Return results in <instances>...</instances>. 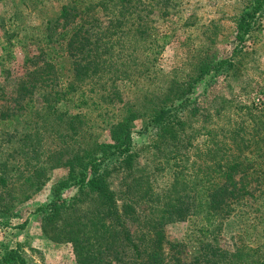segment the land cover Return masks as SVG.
<instances>
[{"label":"trees","instance_id":"1","mask_svg":"<svg viewBox=\"0 0 264 264\" xmlns=\"http://www.w3.org/2000/svg\"><path fill=\"white\" fill-rule=\"evenodd\" d=\"M177 3L65 0L55 18L23 34L35 48L27 49L22 74L13 78V110L0 123L21 118L25 131L13 132L7 141L17 137L23 149L19 153L27 157L24 182L30 188L43 185L48 164L64 171L49 188L51 199L39 208V216L43 231L70 246L75 264H101L106 251L108 264H264V244L250 246L238 238L229 247L221 241L225 224L234 217L254 229L262 225L264 232L263 93L248 104L225 102L233 108L230 118L201 128V147L183 141L186 116L196 113L188 109L195 104L197 85L209 86L237 71L246 52L242 44L264 0H254L235 21L228 57H199L194 78L183 88L161 94L146 115L138 134L162 155L169 173L166 187L155 193L149 185L144 188L141 175L135 176L138 154L130 122L140 114L127 108L118 84L149 81L158 73L157 62L171 37L163 25L175 15ZM15 35L5 43L10 45ZM8 59L0 57V63ZM99 127L107 131V141L89 139V130ZM46 130L56 140L72 131V148L47 146ZM187 147H193L191 160L179 153ZM6 165H0L1 174ZM9 170L21 173L18 164ZM117 172L124 174L125 182L130 177L123 198L109 186ZM68 188H75L76 194L61 198L60 192ZM83 197L89 200L85 207L79 206ZM81 209H86L84 216L71 214ZM178 222L187 224L185 238L167 241L164 227ZM4 261L35 264L17 250L9 251Z\"/></svg>","mask_w":264,"mask_h":264},{"label":"rangeland","instance_id":"2","mask_svg":"<svg viewBox=\"0 0 264 264\" xmlns=\"http://www.w3.org/2000/svg\"><path fill=\"white\" fill-rule=\"evenodd\" d=\"M253 1L178 0L175 15L169 16L168 22L163 25V28L170 31L171 37L157 62L158 73L149 81L118 84L127 108L140 114L130 122V126L133 131L132 142L138 154L136 162L139 172L135 176H142L144 188L149 185L153 192L159 193L169 182V173L163 168L162 155L148 148L147 140L138 134L146 122V115L159 103L161 99L157 102L156 99L161 94L170 88H183L194 78L195 64L199 57H207V60L213 61L229 56L234 45L235 21L248 10ZM63 2L65 0H40L38 3L37 0H0V57L9 58L8 61L0 63V119L5 120L11 116L13 109L9 107L10 99L13 98L15 89L13 78L22 74L27 49L35 48L29 46L28 41L23 38L25 30L43 24L45 19L55 18ZM14 33L17 35L10 37V45L5 43V39ZM242 46L246 52L241 57L237 71L230 72L228 76H220L209 86L207 83L197 85L195 104L188 109L189 112L195 109L196 113L194 116H186L187 128L183 139L185 146L189 140L193 147H201L205 140L200 132L201 128L222 124L230 118L233 108L227 107L225 102L248 104L259 93L264 95V4L256 14L250 36ZM6 70L9 71L7 78ZM217 111H220L218 115ZM69 112L75 113L74 110ZM2 115L5 117L2 118ZM20 119L18 123H0V165L7 164L4 174L0 173V178L4 181L0 182V264H11L4 261L11 250H17L28 262L35 264H75L70 246L55 238L51 232L43 231L39 216V208L51 199L49 188L63 178L64 171L59 167L53 168L55 164H48L49 169L41 179L43 185L30 188L24 182L26 175L23 165L27 162V157L20 155L22 148L16 142L17 137L7 141L13 132L22 134L25 131ZM51 133L46 130L47 139L44 142L47 146L56 143L64 150L72 148V131H68L65 139L57 140ZM88 134L92 135L89 139L108 140L107 131L101 127L90 129ZM192 148L180 149L179 153L191 160ZM11 164H18V172L21 173L13 174L9 170ZM123 176L124 174L117 172L109 178L110 189L118 198H123L130 180L126 176L125 182ZM75 194V188L60 192L61 198H69ZM80 200L81 207L89 203L88 198L83 197ZM85 210L71 214L81 217L86 214ZM244 223L246 221H239L237 217L231 218L223 228L221 241L229 247L238 238L250 246L264 244L263 226L258 225L254 229L244 226ZM186 229L185 222L168 224L164 227L165 239L169 242L181 240L187 234ZM243 230H247V233ZM116 251H120V248L117 247ZM107 254L108 251L102 252L101 264H108L110 257Z\"/></svg>","mask_w":264,"mask_h":264}]
</instances>
